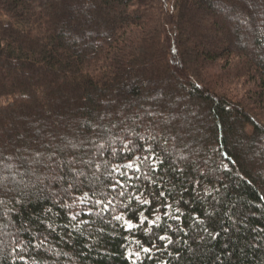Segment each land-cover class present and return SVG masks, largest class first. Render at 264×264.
I'll return each instance as SVG.
<instances>
[{"label":"trees","instance_id":"trees-1","mask_svg":"<svg viewBox=\"0 0 264 264\" xmlns=\"http://www.w3.org/2000/svg\"><path fill=\"white\" fill-rule=\"evenodd\" d=\"M259 1L0 0V264H264Z\"/></svg>","mask_w":264,"mask_h":264},{"label":"snow or ice","instance_id":"snow-or-ice-1","mask_svg":"<svg viewBox=\"0 0 264 264\" xmlns=\"http://www.w3.org/2000/svg\"><path fill=\"white\" fill-rule=\"evenodd\" d=\"M257 6L264 7V0H261V5H257ZM217 7L220 8L221 11H223L225 14H227L230 11L236 10L235 7L223 3V2H221V0H218ZM262 15H264V13H262ZM153 115L154 114L151 111H147L146 110L145 116L151 117ZM141 139H143V137H141ZM150 139H152V138L150 137ZM84 143H85V141H81V145H83ZM91 144H92V147L97 148V150L102 149L104 147V145H102V144L101 145H97V143H96L95 140H91ZM129 145H131V147H129ZM79 146L80 145L72 144V147L73 148H76V147H79ZM109 146L111 147L113 154H115L117 152H120V151H126V152L131 153L137 147V145L132 140H128L127 143H125L123 138H120V147L119 148L115 147V140L111 141L110 144H109ZM139 147H140V149L142 151H141V156H138L137 159L140 160L141 163L145 166L146 171L143 172V175L146 178H150L149 177V172L152 171L155 168V164L153 163V161H155L156 163H159V164H162L163 161L159 159L158 154L155 155V156L153 155V153H154L155 150L153 149V147L151 146V144H148L147 146L140 145ZM145 151L147 152V154H144ZM48 161L49 162H48L47 167H49L52 172L56 173L52 177V179L57 180V181H60V180H63L64 179V177L60 176L59 172H57V169L63 170L65 167H67L69 169V171H74L77 176H80V175H83L84 173L82 171H76V169L73 167L74 163H88L89 165H91V160H89V161H82V160L81 161L61 160L58 157H56V154L55 153H53L52 155H50L48 157ZM230 162L234 163V161H230ZM115 167H116V169H119L120 165L117 164ZM125 167H127V168H133V167H135L136 172H140L141 171L140 166L139 165H136L134 163H129V164L125 165ZM225 167H227V165H225ZM109 175H111V174H109ZM120 175L121 176H126L127 174L124 173V172H121ZM129 179H131V177H129ZM136 179H139V177L137 176ZM118 183L119 182L117 181L116 183H114L112 185L113 189L116 188V186H117ZM118 194L121 195V196L124 195L123 191H120ZM153 195H154V198H157L158 199L159 197H162L165 194H164V192H160L158 195L155 194V193H153ZM85 197H87V193H85L84 196L79 197L78 199H79V201L81 203H85L86 202ZM135 198L138 201H140V203L142 205L143 204H149V203H151L147 198L141 199L139 196H137ZM95 203L96 204H100L101 201H95ZM108 203L110 204L111 201H109ZM107 206L108 205L105 204V207H107ZM166 206L167 207H171V205H166ZM125 207H127V205H125ZM177 211H179V209H177ZM139 218H140L141 224L144 223L145 220H147V217H145L143 215V213L140 214V217ZM179 218H180L179 216H176L175 217V219H177V220H179ZM73 219H75V217H73ZM116 219H118V220L119 219H123V217L118 216V217H116ZM156 219L159 220L160 217L157 216ZM126 223H127L128 229H132L134 227L132 223L127 222V221H126ZM152 223H155V221H152ZM201 223H203V222L201 221ZM159 239L166 240L168 243H172L170 237L161 236V237H159ZM142 250L145 253H149L151 251L150 248H143ZM18 259L23 260L24 257L23 256H19Z\"/></svg>","mask_w":264,"mask_h":264},{"label":"rangeland","instance_id":"rangeland-1","mask_svg":"<svg viewBox=\"0 0 264 264\" xmlns=\"http://www.w3.org/2000/svg\"><path fill=\"white\" fill-rule=\"evenodd\" d=\"M255 1V0H254ZM257 5H261V0L257 3ZM254 12H255V18H257L258 19V24H259V28L261 27V24H260V21L262 20L263 22H264V19L262 18L264 15H262V13H264V7H260V6H257L255 9H254ZM204 36H207V35H204ZM200 43V45H201V47L203 48V47H207V48H209V47H211V48H219V46H221V45H212V44H206L207 42H206V40L205 41H201V42H199ZM225 45H227V44H225ZM221 47H224V46H221ZM262 54H264V51H263V53ZM157 74V75H156ZM161 73H154L153 75H151V77H152V79L150 80L151 81V83H150V86H151V88H154V89H157V88H162V87H159L158 85L160 84L159 83V78L162 76V75H160ZM239 86V85H238ZM240 87V90L241 91H243V87H242V85H240L239 86ZM162 90H164V88H162ZM162 92H164V91H162ZM249 131H251V128H249ZM206 156V155H205ZM191 157V156H190ZM192 158H194L195 159V157H192ZM206 159V158H205ZM196 160H198V161H204V159L202 158V159H199V158H197ZM130 163H134V164H136L137 165V163H136V161H133V162H130ZM13 167V166H12ZM11 168V167H10ZM157 216L158 215H155L154 216V218H148L147 219V222H148V224L151 226L153 223H152V221H158L156 218H157ZM127 222H130V223H132L133 224V228H135L137 225H135V223H133V222H131V221H128V220H126ZM126 221H125V223H126ZM126 225V228L128 229V227H127V223L125 224ZM132 228V229H133ZM128 230H131V229H128ZM130 239V244H129V247L126 249L127 250V254H128V256L131 258V259H133V260H137V259H139L141 256H142V254L144 253V251L142 250L143 248H148V247H146V246H143V247H141V248H138V246H136L135 245V242H134V239H132V238H129ZM150 252H152V249H151V251Z\"/></svg>","mask_w":264,"mask_h":264}]
</instances>
